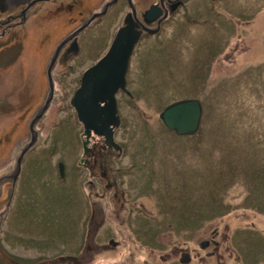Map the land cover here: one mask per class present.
Masks as SVG:
<instances>
[{
  "label": "rangeland",
  "instance_id": "1",
  "mask_svg": "<svg viewBox=\"0 0 264 264\" xmlns=\"http://www.w3.org/2000/svg\"><path fill=\"white\" fill-rule=\"evenodd\" d=\"M82 1L99 9L105 0ZM153 1L160 0L141 2L149 10ZM44 3L57 7L53 0ZM187 4L166 21L158 42L146 35L134 53L128 76L134 95L121 90L117 95L123 121L113 127V137L122 148L111 159L113 168L134 169L142 190H150L147 197L162 203L174 218L185 216L181 224L198 227L201 221V229L243 230L255 221L264 229V213L259 212L264 210V0ZM53 16L37 27L19 29L16 36L9 31L0 36V243L22 258L41 259V264H60V255L78 252L86 239L91 186L79 157L94 139L84 146L87 137L72 98L83 71L93 64L85 59L96 60L113 37L108 24H94L78 39L83 45L95 39V50L76 63L57 62L64 38L74 28L56 25L59 19ZM79 30L81 26L75 32ZM70 63L83 68L82 73H71ZM138 64L144 70L140 77ZM182 97L203 103L201 126L193 136L176 135L159 117L168 103ZM100 137L105 138L99 135L98 141H103ZM241 212L243 219H233ZM137 214L151 224L155 218L140 210ZM131 220L133 226L139 223ZM86 251L81 248V254ZM103 253L89 264L120 259L123 251L114 257ZM148 254L137 250L131 264H143Z\"/></svg>",
  "mask_w": 264,
  "mask_h": 264
},
{
  "label": "flooded vegetation",
  "instance_id": "2",
  "mask_svg": "<svg viewBox=\"0 0 264 264\" xmlns=\"http://www.w3.org/2000/svg\"><path fill=\"white\" fill-rule=\"evenodd\" d=\"M46 1L51 2V0H0V29L2 30L0 36L6 35L8 31L9 34L16 36L19 29L31 25L37 27L41 19L54 15V18L59 19L55 21L56 25L70 23L74 28L64 38L65 43L62 45L57 62L73 61L76 63L78 58L82 59L84 55H90V51L96 48L93 38L90 44L83 45L82 39L81 41L78 39L79 33L85 32L94 24L103 22V24H108L113 31V37L110 39L111 45L118 30L133 23L142 34L129 62L127 90H121L126 95L133 96V91L128 88V76L131 74V61L136 49L146 35H151L156 40L155 42H158L159 33L166 25V21L174 20L176 18L174 13L180 14L179 11H183L182 9L188 5L189 0L153 1L149 7L157 4L158 11L154 13L152 20L146 17L145 12L148 9H144L142 0H105L99 9L85 7L82 0H53L57 7L52 9L49 3L42 4ZM89 14L90 17L87 16ZM79 16L81 22L77 23ZM186 19L189 20V18ZM80 26L83 30L75 33ZM3 52L1 51V55ZM141 52L139 61H142ZM102 55L99 54L97 59ZM90 60L92 63L96 61L86 58L85 62ZM79 67L70 63L68 70L78 76L83 71V68ZM75 69H77V74H75ZM143 72L144 70L138 64L139 77L143 75ZM183 98L191 97H182L174 101ZM170 131L175 133L173 130ZM91 136L89 141L92 142L94 139V142L88 145L83 157H79L80 166L88 170L91 186L90 204L92 208L88 215L86 239L82 247L80 244L78 252L60 255V264H67L63 261H68L70 264H89L93 263L100 252L114 257L119 250L123 251L120 259L108 258V261L102 264H119V260L131 264L134 263L133 259L137 250L142 248L149 252L143 264H196L195 261L198 264H227L228 260L230 264H264V250L261 248L264 245V229L256 227L255 221L243 230H230L229 226L223 230H219L218 227L208 230L201 229L205 225L201 221L198 227L189 223L181 224L185 216L174 218L172 213H169L170 210L162 207V203L147 197L151 194L150 190H142L134 169H122L120 166H117V169L113 168L111 159L115 154L116 158L117 151H121L122 148V143L118 139H114V143L110 145L105 138L100 137L103 141H98L99 135L94 132ZM137 210L144 211L149 216L153 213L155 215L153 223H150V219L145 220L139 216ZM259 212L264 213V210L261 209ZM216 216L212 219H216ZM244 216L245 213H235L233 219L239 220ZM132 217L139 219V223L131 225ZM83 247H86L87 251L81 254ZM0 254V264H41V259H36V257L22 258L20 254H14L12 250L4 247L2 242L0 243ZM1 256L6 258L7 262L3 261Z\"/></svg>",
  "mask_w": 264,
  "mask_h": 264
},
{
  "label": "water",
  "instance_id": "3",
  "mask_svg": "<svg viewBox=\"0 0 264 264\" xmlns=\"http://www.w3.org/2000/svg\"><path fill=\"white\" fill-rule=\"evenodd\" d=\"M155 10L158 11L157 4L147 10L146 17L149 20L154 18L152 13ZM141 34V31L136 29L133 23L121 27L109 49L94 61L90 67L85 69L80 79V85L75 90L72 104L78 113L79 120L84 125L87 137L84 142L85 147H87L92 132L103 135L108 144L114 143L113 127H117L121 123L117 95L120 90H127L129 62ZM59 50L60 47L48 67L49 75L52 74V68L55 65ZM51 81L53 92L54 82L53 80ZM50 100L51 98L49 102ZM203 112L204 107L201 99L191 97L179 99L168 104L160 112L159 117L164 125L168 129L175 131L177 135L192 136L200 129ZM31 144L21 152L14 178L20 173L22 158ZM59 168L63 174V163L59 164Z\"/></svg>",
  "mask_w": 264,
  "mask_h": 264
},
{
  "label": "bare ground",
  "instance_id": "4",
  "mask_svg": "<svg viewBox=\"0 0 264 264\" xmlns=\"http://www.w3.org/2000/svg\"><path fill=\"white\" fill-rule=\"evenodd\" d=\"M37 51H38V50H37ZM38 52H39V51H38ZM24 149H25V148H24ZM24 149H23V150H24ZM23 150H22V151H23ZM27 151H28V150H27Z\"/></svg>",
  "mask_w": 264,
  "mask_h": 264
},
{
  "label": "trees",
  "instance_id": "5",
  "mask_svg": "<svg viewBox=\"0 0 264 264\" xmlns=\"http://www.w3.org/2000/svg\"><path fill=\"white\" fill-rule=\"evenodd\" d=\"M130 97H132V95H129ZM166 128V127H165Z\"/></svg>",
  "mask_w": 264,
  "mask_h": 264
}]
</instances>
